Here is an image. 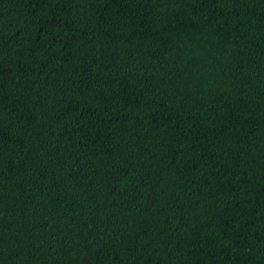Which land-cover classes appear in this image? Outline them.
Returning <instances> with one entry per match:
<instances>
[{
  "label": "trees",
  "instance_id": "16d2710c",
  "mask_svg": "<svg viewBox=\"0 0 264 264\" xmlns=\"http://www.w3.org/2000/svg\"><path fill=\"white\" fill-rule=\"evenodd\" d=\"M0 264H264V0H0Z\"/></svg>",
  "mask_w": 264,
  "mask_h": 264
}]
</instances>
